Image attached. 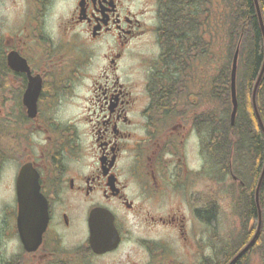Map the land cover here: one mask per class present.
Segmentation results:
<instances>
[{
	"label": "flooded vegetation",
	"instance_id": "af4514ba",
	"mask_svg": "<svg viewBox=\"0 0 264 264\" xmlns=\"http://www.w3.org/2000/svg\"><path fill=\"white\" fill-rule=\"evenodd\" d=\"M172 6L0 0V179L10 166L14 197L3 230L20 248L0 253V264H216L215 167L202 151L214 148V54L201 62L198 28L192 50L182 44L188 39L168 28ZM9 52L29 72L10 68ZM30 76L40 83L32 116L24 103ZM24 167L48 211L32 252L16 225ZM93 213L119 236L103 253L90 246ZM69 231L82 233L78 241L65 240ZM253 245L241 264H264Z\"/></svg>",
	"mask_w": 264,
	"mask_h": 264
},
{
	"label": "trees",
	"instance_id": "16d2710c",
	"mask_svg": "<svg viewBox=\"0 0 264 264\" xmlns=\"http://www.w3.org/2000/svg\"><path fill=\"white\" fill-rule=\"evenodd\" d=\"M258 2L264 21V0ZM213 5L216 27L212 26L211 21ZM172 7L169 9V13L172 10V14L168 17V28L179 30L178 39H188L182 44L191 51L195 43L194 30L198 28L201 62L207 63L214 54L210 63L214 66V76L207 85L210 88L208 97L215 110L214 148L210 150L208 144H205L202 151L206 152L214 164L215 181L219 188L215 200L216 239H220L218 234L220 190L234 206V212L239 220L238 228H241L237 239L234 241L229 239L224 249L217 253V255L222 253L223 256L216 258V264H226L239 250L242 239L251 236L250 222L254 221L252 231L256 229L258 222L254 192L264 166V133L253 109L252 90L264 60V40L253 0H174ZM237 47V111L234 124L231 125L230 72ZM256 103L264 124V75L257 87ZM230 175L235 176L239 184L234 182ZM259 198L262 224L252 249L253 253H262L264 256V175ZM241 262L239 256L232 264Z\"/></svg>",
	"mask_w": 264,
	"mask_h": 264
},
{
	"label": "water",
	"instance_id": "95a60500",
	"mask_svg": "<svg viewBox=\"0 0 264 264\" xmlns=\"http://www.w3.org/2000/svg\"><path fill=\"white\" fill-rule=\"evenodd\" d=\"M254 4L264 40V22L258 0H254ZM237 58H238V48H236L233 55L231 75H230V80H231L230 92H231V102H232V111L230 114L231 125H233L234 123L235 114L237 110L236 89H235ZM8 64L15 71L21 70V71L29 72L25 61L22 58H20L18 54L15 52L9 53ZM263 73H264V60L252 92L253 109L256 118L258 120L259 126L264 133V125L261 120L256 104V89L263 76ZM39 87H40L39 82L36 81L34 77H30L28 88L24 95V103L28 106V112L30 116L33 115L31 110L35 109L34 100L39 92ZM263 175H264V166L255 188V203L258 212V226L254 237H256L261 225V208L259 203V190ZM16 189H17V199L19 204L18 214L16 218V225L19 231L20 240L25 250L34 251L41 242V236L48 221V211H47L46 201L45 198L41 195V193H39L36 174H32L30 171L27 170L26 167H24L19 173V176L17 178ZM89 228H90V246L95 253H103L107 250L114 248L117 245L119 236L115 227H112L110 225L105 227L99 225L97 223L95 213H93L89 219ZM110 228L112 229V231ZM253 239L250 241V243L253 241ZM250 243L246 247H248Z\"/></svg>",
	"mask_w": 264,
	"mask_h": 264
},
{
	"label": "rangeland",
	"instance_id": "374dc122",
	"mask_svg": "<svg viewBox=\"0 0 264 264\" xmlns=\"http://www.w3.org/2000/svg\"><path fill=\"white\" fill-rule=\"evenodd\" d=\"M63 8V3H59L56 6V12L61 11ZM212 26L216 27L215 21V9L214 5L212 8ZM215 64H217V59L215 60ZM71 102V101H70ZM72 103V102H71ZM68 108V107H67ZM72 109V108H70ZM73 111V110H72ZM12 179V170L10 166L5 169L2 173L0 179V253L6 256H10L14 253H18L20 251L19 244L17 243L16 236H10L6 238L4 227L6 224L10 225L11 217L10 213L11 210L14 208V197L12 195V189L9 187L11 184ZM219 202L221 206V212L219 217V224H218V234L220 238L226 237L228 234H232L234 232V228L237 225V217L234 212V206L230 204V200L225 197H219ZM2 220H4L2 222ZM72 234V235H71ZM82 233L78 231L77 234L73 235L71 231L65 233V240L67 242H75L81 237ZM169 240H173L172 237H168ZM220 242L215 243V250L218 251L220 249ZM178 248V243L174 245ZM177 256V255H176ZM116 259L115 256L113 257H106L105 260Z\"/></svg>",
	"mask_w": 264,
	"mask_h": 264
},
{
	"label": "bare ground",
	"instance_id": "6f19581e",
	"mask_svg": "<svg viewBox=\"0 0 264 264\" xmlns=\"http://www.w3.org/2000/svg\"><path fill=\"white\" fill-rule=\"evenodd\" d=\"M259 3V2H258Z\"/></svg>",
	"mask_w": 264,
	"mask_h": 264
}]
</instances>
